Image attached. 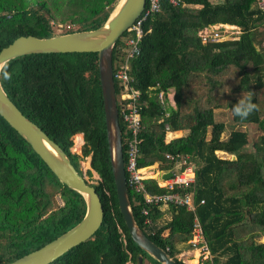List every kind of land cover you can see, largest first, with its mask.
Wrapping results in <instances>:
<instances>
[{
  "label": "trees",
  "instance_id": "16d2710c",
  "mask_svg": "<svg viewBox=\"0 0 264 264\" xmlns=\"http://www.w3.org/2000/svg\"><path fill=\"white\" fill-rule=\"evenodd\" d=\"M118 0H0V49L21 35L48 37L94 29ZM214 24L240 25L241 33L202 43L198 31ZM139 42L127 71L140 90L142 130L138 165L157 163L162 176L174 162L165 153L187 155L195 165L194 201L211 259L204 264H264V10L255 0H160L158 12ZM124 31L112 50L113 69L124 60ZM10 80L0 82L10 100L67 154L80 173L72 135L82 133V155H90L93 184L103 215L85 241L48 264H162L134 243L117 206L109 161L96 52L30 53L7 61ZM115 92L119 84L114 80ZM173 90L174 106L167 103ZM162 92L164 99L159 100ZM251 92L257 108L247 119L232 105ZM230 113L231 129L216 119ZM259 131L250 141L239 126ZM122 128L121 123L119 124ZM181 131L178 136L171 134ZM251 143V148L247 145ZM220 153V154H219ZM222 154V155H221ZM125 163V158L123 156ZM148 178L151 192L165 189ZM134 219L144 234L176 264L188 247L194 217L182 206L149 208L128 187ZM203 203H199L200 200ZM61 202V203H60ZM80 193L58 180L28 142L0 115V264L10 262L57 237L84 215ZM164 213L169 216H164Z\"/></svg>",
  "mask_w": 264,
  "mask_h": 264
},
{
  "label": "water",
  "instance_id": "95a60500",
  "mask_svg": "<svg viewBox=\"0 0 264 264\" xmlns=\"http://www.w3.org/2000/svg\"><path fill=\"white\" fill-rule=\"evenodd\" d=\"M145 0H118L113 11L94 29L58 33L48 37L21 35L0 49V62L30 53L96 52L105 134L117 206L131 240L162 264H176L141 230L132 214L125 183L120 126L112 77V50L117 38L139 16ZM1 84V82H0ZM0 115L22 136L60 182L84 199V216L72 227L44 245L5 264H48L73 246L85 241L100 226L103 206L93 184L75 169L64 150L37 124L27 118L0 88ZM139 264L142 257L138 256Z\"/></svg>",
  "mask_w": 264,
  "mask_h": 264
},
{
  "label": "built area",
  "instance_id": "2783aa9c",
  "mask_svg": "<svg viewBox=\"0 0 264 264\" xmlns=\"http://www.w3.org/2000/svg\"><path fill=\"white\" fill-rule=\"evenodd\" d=\"M176 4L177 0H168ZM255 5L260 10H264V0H255ZM160 8V0H145L144 7L133 22L126 28L123 37L121 51L124 53V60L119 61L115 68H112L113 82L119 84L118 92H115L116 108L120 128L121 148L125 183L128 190L130 187L134 192L142 195V213L145 222H149L148 212L152 206H159L164 209L167 206H182L187 210L195 212L196 203L194 201V179L195 165L187 155L165 153V158L174 162V167L170 174L157 180L156 184L163 187V192H151L145 185V180L157 176L156 171L152 173V166L142 167L138 165L139 145L141 143L140 132L143 128L141 122V109L145 105L141 98L140 90L133 83L128 74V60L139 54V42L142 36L150 30L144 25L151 19ZM198 36L202 43L220 41L229 38L226 35H235L234 31L225 29L223 24H214L204 27L198 31ZM159 100L164 99L163 93H159ZM120 126V125H119ZM199 203H203L201 199ZM164 216L169 215L164 213ZM188 247L179 251L175 256L184 264L195 261L194 264H204L211 259V253L204 238L202 225L194 213L191 236L188 240ZM169 247L164 250L167 253ZM126 264H132L128 261Z\"/></svg>",
  "mask_w": 264,
  "mask_h": 264
},
{
  "label": "rangeland",
  "instance_id": "374dc122",
  "mask_svg": "<svg viewBox=\"0 0 264 264\" xmlns=\"http://www.w3.org/2000/svg\"><path fill=\"white\" fill-rule=\"evenodd\" d=\"M68 26H71V25H69V23L57 24L54 27V31L57 34L58 33H62V31L65 28H67ZM235 26L237 27V29L231 28V30L238 31L237 34L235 33V35H238V34L241 33L242 27L240 25L239 26L235 25ZM71 27H75V25L71 26ZM226 36L230 37L231 34H227ZM170 93H171V91L169 92V94H167V103H169V104L171 103L170 102V98H171V94ZM216 119L217 120H222L225 123V132L223 133V136H225L227 134V132L231 129V126H230V124H231V122H230V113L228 111H218L216 113ZM239 128L240 129H244L245 131H247L250 141L256 139V137L259 134V131L255 128V126H253L251 124H247V125H244V126H239ZM177 134H181V133H177ZM74 135H72V137H71L73 144L70 147V151L72 153L78 154L79 167H80L81 172L84 174L85 178L87 179V181L92 183V184H97V182L99 180L98 174L95 171H93V170H91V174L90 175L87 173V170H90V165H89L90 155H82V153H81V145H82L83 142L78 147H76L77 150H74V148H73L74 147V141H73ZM71 148H73V149H71ZM246 148L250 149L251 148V143H249ZM81 172H80V175H82ZM258 241L259 242H262V241L264 242V236L259 238ZM191 262H188V263L191 264ZM132 264H136V263H132ZM143 264H149V262L145 261ZM192 264H194V262Z\"/></svg>",
  "mask_w": 264,
  "mask_h": 264
},
{
  "label": "clouds",
  "instance_id": "9594fccd",
  "mask_svg": "<svg viewBox=\"0 0 264 264\" xmlns=\"http://www.w3.org/2000/svg\"><path fill=\"white\" fill-rule=\"evenodd\" d=\"M7 61L0 62V76L4 80H10L11 75L7 71ZM3 85L0 84V88H2ZM257 108V105L253 102V95L251 92L248 93L247 96H242L238 98V100L232 105V114L233 116L240 117L242 120L247 119L253 111H255Z\"/></svg>",
  "mask_w": 264,
  "mask_h": 264
},
{
  "label": "crops",
  "instance_id": "0c3cea01",
  "mask_svg": "<svg viewBox=\"0 0 264 264\" xmlns=\"http://www.w3.org/2000/svg\"><path fill=\"white\" fill-rule=\"evenodd\" d=\"M224 26H225V29H230L231 30V28H234V29H237V27L235 26V25H228V24H224ZM231 31H234L236 34L238 33V31H235V30H231ZM234 36H237V35H234ZM263 45H264V41H263ZM170 91H171V98H170V104L172 105V106H174V101H173V90L172 89H170ZM169 91V92H170ZM169 92L167 93V94H169ZM177 133H181V131H177V132H175V133H173V134H171V135H173V136H177V135H180V134H177ZM76 134H81V137H82V133H76ZM82 142H83V138H82ZM152 167V169H153V171H152V173L154 174L156 171L158 172V170H160L158 173H156L157 174V176L156 177H154V178H157V180H160L162 177H166V176H162V173H163V171L158 167V165H157V163H155L154 165H151ZM157 180H156V182H157ZM263 242V241H262Z\"/></svg>",
  "mask_w": 264,
  "mask_h": 264
},
{
  "label": "bare ground",
  "instance_id": "6f19581e",
  "mask_svg": "<svg viewBox=\"0 0 264 264\" xmlns=\"http://www.w3.org/2000/svg\"><path fill=\"white\" fill-rule=\"evenodd\" d=\"M73 141H74V150H77L76 147H78L81 143H82V137H81V134H75L74 137H73ZM71 148V149H73ZM77 152V151H76ZM195 262V261H192L191 264ZM189 264V263H188Z\"/></svg>",
  "mask_w": 264,
  "mask_h": 264
}]
</instances>
